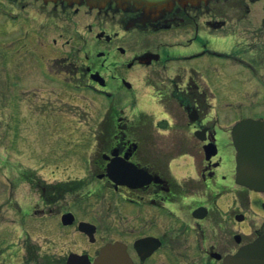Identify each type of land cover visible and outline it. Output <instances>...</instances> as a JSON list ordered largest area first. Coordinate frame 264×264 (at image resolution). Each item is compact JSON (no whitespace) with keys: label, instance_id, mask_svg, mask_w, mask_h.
<instances>
[{"label":"flooded vegetation","instance_id":"af4514ba","mask_svg":"<svg viewBox=\"0 0 264 264\" xmlns=\"http://www.w3.org/2000/svg\"><path fill=\"white\" fill-rule=\"evenodd\" d=\"M66 95L109 102L69 125L76 151L8 176L7 109L56 127ZM242 118L264 123V0H0V264H234L264 236Z\"/></svg>","mask_w":264,"mask_h":264},{"label":"rangeland","instance_id":"374dc122","mask_svg":"<svg viewBox=\"0 0 264 264\" xmlns=\"http://www.w3.org/2000/svg\"><path fill=\"white\" fill-rule=\"evenodd\" d=\"M146 93V90L144 91ZM19 98H15L12 104V107L16 104L18 107L20 105ZM24 97V96H23ZM60 112L65 111L70 116L63 120H58L56 127L50 126L48 123H44L42 118L36 117V124L30 123L31 116L25 115L21 118L20 113H15L11 115V110L7 109V122L11 126L7 125V175L12 177L16 171L14 169L19 167L18 163L22 165L30 166L32 162L38 163L43 161L44 163H50L52 160L56 159L61 155L62 156H69L68 154H64L67 152L76 151L74 145L71 142H75L78 140L77 138L80 135L74 132V128L70 127L69 125L74 124V121L78 119L86 120L89 126L93 128L96 126L98 121V115L101 110L107 107L108 101L102 97H94L88 96L86 99H83V95L81 96H60ZM114 105L120 109L124 110V113L127 115L131 114L133 109H136L140 106L138 103V98H130L131 96H115ZM141 98H146V96H139ZM221 98V97H220ZM16 100V101H15ZM226 107V102L218 101L216 102V109L217 111H222ZM8 108V106H7ZM240 108H243L240 107ZM72 109V110H71ZM82 109H90L93 118H87L78 116ZM243 110V109H242ZM239 110L236 112V115L232 119H238L241 115L245 114L246 112L243 110ZM61 115V114H59ZM78 116V117H77ZM11 119L10 122H8ZM231 120V116L224 120L222 123L228 124ZM85 123V124H86ZM42 125V126H41ZM59 126V127H57ZM92 134V133H91ZM76 136V137H75ZM92 137V136H91ZM90 137V138H91ZM63 153V154H62ZM70 157H74V161H76L75 167L79 166L81 162V158L77 154H72ZM24 169L23 167H21ZM51 168H49L50 170ZM53 169V168H52ZM14 171V172H13ZM79 172H76V175ZM18 178V177H17ZM21 186V185H20ZM21 188V187H19ZM22 190V189H20ZM10 193V186L7 185V198ZM20 193V191H19ZM18 199V198H17ZM11 207H9V212ZM10 211L9 213H11Z\"/></svg>","mask_w":264,"mask_h":264},{"label":"water","instance_id":"95a60500","mask_svg":"<svg viewBox=\"0 0 264 264\" xmlns=\"http://www.w3.org/2000/svg\"><path fill=\"white\" fill-rule=\"evenodd\" d=\"M91 1L93 0H87V2ZM134 1L145 2V4L152 6L171 5L175 0ZM232 135L237 150L236 163L239 180L254 189L264 190V127L256 120L244 118L235 124ZM249 254L252 256L249 257ZM250 262L252 264H264V236L251 246L242 248L235 255L234 264H249ZM99 264H101V258Z\"/></svg>","mask_w":264,"mask_h":264}]
</instances>
